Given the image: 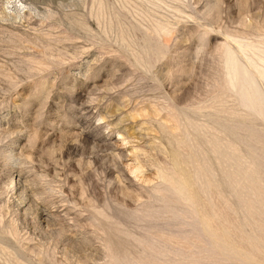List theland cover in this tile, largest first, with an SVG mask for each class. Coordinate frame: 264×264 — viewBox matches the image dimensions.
I'll list each match as a JSON object with an SVG mask.
<instances>
[{
    "label": "rangeland",
    "instance_id": "1",
    "mask_svg": "<svg viewBox=\"0 0 264 264\" xmlns=\"http://www.w3.org/2000/svg\"><path fill=\"white\" fill-rule=\"evenodd\" d=\"M0 264H264V0H0Z\"/></svg>",
    "mask_w": 264,
    "mask_h": 264
}]
</instances>
